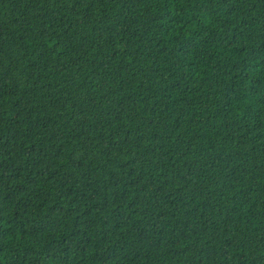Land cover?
Wrapping results in <instances>:
<instances>
[{"label": "trees", "instance_id": "1", "mask_svg": "<svg viewBox=\"0 0 264 264\" xmlns=\"http://www.w3.org/2000/svg\"><path fill=\"white\" fill-rule=\"evenodd\" d=\"M0 264H264V0H0Z\"/></svg>", "mask_w": 264, "mask_h": 264}]
</instances>
